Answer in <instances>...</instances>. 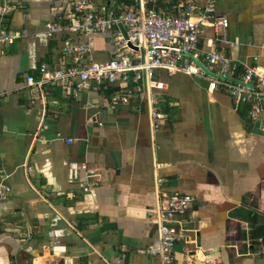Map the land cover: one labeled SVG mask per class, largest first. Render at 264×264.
Returning a JSON list of instances; mask_svg holds the SVG:
<instances>
[{"label":"crops","instance_id":"crops-1","mask_svg":"<svg viewBox=\"0 0 264 264\" xmlns=\"http://www.w3.org/2000/svg\"><path fill=\"white\" fill-rule=\"evenodd\" d=\"M8 1L18 8L4 22L19 36L0 45V169L12 187L0 264H163L158 218L149 213L163 193L194 197L184 216L200 249L177 241L176 264L207 252L218 264H264V134L247 106L204 79L158 69L163 85L154 90L167 117L154 131L145 95L109 105L118 82L90 81L76 93L60 82L29 85L42 63L109 59L120 26L90 33L77 0ZM177 1L157 8L169 13ZM96 2L122 12L117 0ZM216 10L229 25L206 28L201 46L264 68V0H217ZM48 22L62 28L48 35Z\"/></svg>","mask_w":264,"mask_h":264},{"label":"built area","instance_id":"built-area-1","mask_svg":"<svg viewBox=\"0 0 264 264\" xmlns=\"http://www.w3.org/2000/svg\"><path fill=\"white\" fill-rule=\"evenodd\" d=\"M122 5L119 15L109 12L105 6L98 8L96 0H77L74 10L88 19L90 33L104 32L111 25L122 23L127 37L117 28L113 40L115 53L107 60L90 59L87 63H75L51 68L47 63L40 66L41 76H27V84L43 86L60 82L74 93L85 83L94 81L118 82L119 89L111 94L109 105L116 108L135 98H144L153 130H158L167 114L160 105L159 93L154 88L162 87L155 79L158 69L170 74L185 73L204 79L210 90L225 89L233 98L236 107L247 106L248 117L259 132L264 134V68L254 65L243 67L231 56L220 50H206L201 38L206 28H226L229 19L218 14L217 0H178L172 11L165 13L157 8L158 0H117ZM18 4L0 0V45L13 43L19 33L6 26L4 19ZM48 35L60 30L59 22L46 23ZM74 29V27H73ZM132 43L136 48L129 46ZM231 43V42H230ZM231 44H235L231 43ZM68 51H81L80 46L67 45ZM82 55L76 58L79 60ZM2 93H0L1 99ZM86 169V165L82 166ZM88 172L80 181L83 190L91 187ZM8 174L0 169V223L4 220L6 204L12 192L7 181ZM194 197L191 194L163 193L151 215L158 218L160 256L163 264H176L174 246L183 241L187 251L199 250L196 230L188 226L190 219L184 216ZM207 252L204 258H196L189 264H218Z\"/></svg>","mask_w":264,"mask_h":264},{"label":"water","instance_id":"water-1","mask_svg":"<svg viewBox=\"0 0 264 264\" xmlns=\"http://www.w3.org/2000/svg\"><path fill=\"white\" fill-rule=\"evenodd\" d=\"M119 26H120V28L122 29V31H123V33H124V36L125 37H127V33H126V29H125V27L123 26V24L122 23H119ZM128 45L129 46H132V47H134V48H136L132 43H128Z\"/></svg>","mask_w":264,"mask_h":264},{"label":"trees","instance_id":"trees-1","mask_svg":"<svg viewBox=\"0 0 264 264\" xmlns=\"http://www.w3.org/2000/svg\"><path fill=\"white\" fill-rule=\"evenodd\" d=\"M251 220V222H252V224L254 223V221H252V220H254V219H250ZM263 235V237H264V233L262 234Z\"/></svg>","mask_w":264,"mask_h":264}]
</instances>
